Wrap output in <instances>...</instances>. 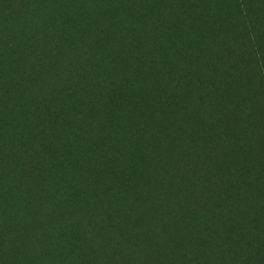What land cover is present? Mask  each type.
<instances>
[{
	"label": "rangeland",
	"instance_id": "obj_1",
	"mask_svg": "<svg viewBox=\"0 0 264 264\" xmlns=\"http://www.w3.org/2000/svg\"><path fill=\"white\" fill-rule=\"evenodd\" d=\"M76 1L0 0V264H264V0Z\"/></svg>",
	"mask_w": 264,
	"mask_h": 264
},
{
	"label": "trees",
	"instance_id": "obj_2",
	"mask_svg": "<svg viewBox=\"0 0 264 264\" xmlns=\"http://www.w3.org/2000/svg\"><path fill=\"white\" fill-rule=\"evenodd\" d=\"M79 1L77 0L75 3H79ZM2 9L0 7V13ZM182 233L181 239L176 237L172 239L169 236L168 239L160 240L157 243L144 242L137 257L133 255L126 259L130 263L134 261L140 264H210L214 262V259L221 258V254H218L212 247L207 251H203L198 249V245L195 243L187 244V228Z\"/></svg>",
	"mask_w": 264,
	"mask_h": 264
}]
</instances>
